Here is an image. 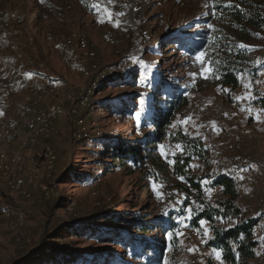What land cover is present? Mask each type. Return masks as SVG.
Listing matches in <instances>:
<instances>
[{
	"label": "rangeland",
	"instance_id": "1",
	"mask_svg": "<svg viewBox=\"0 0 264 264\" xmlns=\"http://www.w3.org/2000/svg\"><path fill=\"white\" fill-rule=\"evenodd\" d=\"M92 1L94 7L88 12L77 0H0V136L10 139L8 143L0 142V152L7 161V171L0 170V264H10L22 251H34L41 234L56 226L46 245L52 250L65 246L67 256L90 257L92 253L100 257L104 249L106 253L114 249L96 240L95 229H123L120 223L92 222L91 239L66 238L69 232L62 224L68 216L62 210L61 196L68 199L67 211L74 207L77 214L83 215L100 208L138 216L144 212L157 215L162 213L159 210L176 212V234L179 230L176 226L180 225L177 221H184L180 216L187 211L184 224L189 229L177 235L180 244L173 255L174 264H188L190 249L204 255L212 253L207 240H202L203 243L196 240L201 234L200 223L195 231L188 219L192 205L196 206L195 194L190 193L192 205L184 208L185 199L169 178L163 183H152L155 196L139 201L144 186L139 172L130 174L129 170L116 166L107 148L110 141L131 143L152 133L147 123L153 102L151 89L157 81L170 83L171 78L186 86L183 94L187 105L166 127V134L181 130L193 138L202 136L205 158L198 159L207 165L194 173L189 167L191 174L199 173L202 178V198L223 212L221 203L225 198L219 190L212 192L211 178L217 174L218 178L223 177L222 169L227 168L240 177L248 174V184L238 187L239 190L235 187V195L238 190L244 199L237 200L234 195L233 205L241 208L237 210L243 217L258 218L253 232H262L264 239V211L257 204L264 190V116L257 125L249 120L256 110L264 112L259 109L263 107L259 100L262 98L264 102V91L257 90L253 83L256 75L241 77L240 87L232 92L222 91L210 84V74L207 79L202 78L204 66L195 59L199 54H194V62H186L169 47H162L163 39L198 22L213 0ZM115 5L120 6L121 17L111 27L101 25L100 21L112 17ZM260 6L264 15V2ZM77 39L85 40L87 56L78 48ZM68 40L70 44L66 43ZM244 45L248 48L249 67H258L264 56V25L256 39ZM7 85L12 93L3 106L1 98L5 97ZM86 95L90 100L88 107L81 108L77 101ZM50 108L56 113L43 122L46 126L41 124L32 130L17 127L16 113L23 112L35 119L40 111ZM219 109L232 112L231 120H218ZM11 124L16 126L12 133L6 130ZM217 124L223 130L221 133L213 136L203 132ZM163 139L169 140L167 136ZM210 141L217 147L207 148ZM159 146H163L161 142ZM159 146L163 159L180 152V145L174 151L163 146L162 156ZM240 161L242 171L247 174H241ZM255 164L263 167L262 176L253 173V169L248 173L246 168ZM65 174L66 180L60 183L59 177ZM157 198L159 201L154 200ZM52 203L60 208H55L49 217ZM168 203L173 204L172 208L164 209L162 205ZM4 221L15 228L6 229ZM214 221L215 226L226 227L232 224V217ZM211 226L214 224L205 223L202 229L210 230ZM164 239L168 242L169 236ZM18 240L25 243L19 244ZM263 246L258 242L257 254L249 264H264L257 257L264 256ZM171 250L167 247L160 264L167 262ZM46 257L47 254L41 258L35 253L30 264H38Z\"/></svg>",
	"mask_w": 264,
	"mask_h": 264
},
{
	"label": "trees",
	"instance_id": "2",
	"mask_svg": "<svg viewBox=\"0 0 264 264\" xmlns=\"http://www.w3.org/2000/svg\"><path fill=\"white\" fill-rule=\"evenodd\" d=\"M39 1L41 0H33V2ZM77 1L88 12L94 7L92 0ZM263 2L264 0H213L207 8L206 14L198 22L181 28L163 39L162 47H169L175 51L178 58L185 59L186 62H194V54L203 52L205 54L203 66L210 65L213 69L210 74V84L222 91L232 92L240 87L241 77L252 78L261 68L260 65L249 67L248 48L244 43L255 40L263 28L264 15L260 9ZM151 90L153 102L147 123L153 131L149 136L135 139L131 143L127 141L108 142L107 148L111 151L113 160L117 162L116 166L129 170L130 174L139 172V180L144 184L139 193V201H143L148 196L149 199L151 196H155L152 183H163L169 178L172 179L173 188L184 197L185 200L182 203L186 206L184 208L192 205L189 196L193 192L196 197V206L192 205L191 208L190 224L194 227L193 229L198 228L201 219L211 225L214 224L211 226L212 236L207 240V247L212 250H222L221 259L224 264H249L259 248L258 242L253 239V228L257 225L258 218H245L239 210H236L233 205L235 187L232 181L226 177L216 178L212 182L213 185L220 187L221 194L225 198L221 203V208H224V211L206 203L202 198V178L199 173L191 174L189 172L192 159L205 158L202 136L193 138L181 130L166 134V127L187 105V99L183 94L187 90L186 86L179 85L175 78H171L170 83H167L166 80L157 81ZM259 102L264 107L262 98ZM256 103L258 104L257 101ZM263 107L261 109H264ZM165 136L180 145V152L168 159H163L160 156L158 148ZM168 161H173V163L169 164ZM204 163L206 162L204 161ZM66 176V174L62 175L58 181L64 183ZM60 198L61 204H63L62 210L68 216V220L62 224L69 232L66 238L88 237L91 239L90 224L92 222L120 223L123 229L114 228L106 231L95 229L96 240L102 244L110 245L114 249L109 253H106V249H104L100 257L92 253L88 255L90 257L67 256L65 246L58 250H52L46 245L47 240L53 237L52 231L57 228L56 226L51 232L44 231L41 234L39 246L34 251H22L19 254L20 257L10 264H30L34 260L35 253L41 258L47 254V257L41 259L38 264H160L167 247L172 250L165 264H174L173 255L180 244L175 232L176 212L159 210L162 213L157 215L144 212L142 216H138L135 213L130 215L115 214L100 208L83 215L77 214L74 207L67 211L69 208L67 207L68 199L63 196ZM57 206L56 203H52L48 212L49 217L52 216L55 208H60ZM226 216L232 217L230 226H215L214 220L217 217L224 218ZM212 227L217 228L212 229ZM165 235L169 236L168 242L164 239ZM17 243L23 245L25 241L18 240Z\"/></svg>",
	"mask_w": 264,
	"mask_h": 264
},
{
	"label": "bare ground",
	"instance_id": "3",
	"mask_svg": "<svg viewBox=\"0 0 264 264\" xmlns=\"http://www.w3.org/2000/svg\"><path fill=\"white\" fill-rule=\"evenodd\" d=\"M113 12H115V16L114 17H111L110 19H105V20H102V21H100L99 23H101V25H104V26H108V27H111V23L113 22V21H115L116 19H118L119 17H121L120 15H119V13L121 12V9H120V6L119 5H115L114 7H113ZM121 14V13H120ZM120 20H121V18H120ZM114 23V22H113ZM116 24V23H115ZM116 25H118V24H116ZM101 27V26H100ZM108 29V28H107ZM114 31H115V29H114ZM116 34V33H115ZM121 35V34H120ZM123 36V35H122ZM121 37V36H120ZM126 38V37H125ZM72 40V39H71ZM75 40V39H74ZM73 40V41H74ZM85 40H82V39H77V46H78V48H80L81 50H82V52H84L83 54L84 55H88V53H87V51H86V43L84 42ZM66 42V41H65ZM70 42L71 41H67L66 43L67 44H70ZM85 56V57H86ZM84 57V56H83ZM123 60H125V59H123ZM259 65H260V70L259 71H257L256 72V76L254 77V82L253 83H255V88L257 89V90H261V91H264V56H263V58L261 59V64L259 63ZM2 71H0V73H1ZM53 88L51 85H49V88ZM50 88V89H51ZM11 93H12V88L11 87H9L7 90H5V97H6V99H5V102H7L8 101V98H9V96L11 95ZM34 93V92H33ZM55 93V92H54ZM34 94H36V93H34ZM4 97V98H5ZM36 98V97H35ZM68 98H71V96H68ZM89 99V97H88V95H86L85 97H83V98H81L80 100H78L77 102H78V106L79 107H81V108H86V107H88L87 105H88V101H90V100H88ZM204 104V103H203ZM232 105H235V104H232ZM203 106V105H202ZM201 106V107H202ZM225 109H226V107H225ZM231 109V108H230ZM259 109H261V108H259ZM47 110L48 109H45V110H42V111H40L39 113H38V115L35 117V119H33L32 117L31 118H29V122L27 123V120H28V115L26 116L23 112H20V113H16V118H17V127H19V128H21V129H29V130H32V129H34L35 127L36 128H38V126H41V124H43V122L44 121H47V120H49L50 118L52 119V117H54V115H55V109H53V108H50L49 109V112H50V116L48 117V114H47ZM72 113L73 114H75V110L74 109H72ZM72 114V115H73ZM215 114V113H214ZM232 115H233V113L232 112H228V111H222V109H219V110H216V118L219 120V119H221V120H224L225 122L228 120V119H230L231 117H232ZM256 115V117H254V118H249V120L251 121V124L252 125H257V123H258V121L259 120H261V118L264 116V112L262 111V110H256L253 114H251L250 116H255ZM212 117V116H211ZM235 119V118H234ZM231 120V119H230ZM229 121V120H228ZM49 122V121H48ZM198 122V121H197ZM221 122V121H220ZM47 123V122H46ZM221 123H223V121L221 122ZM38 124H40V125H38ZM43 125H45L46 126V124H43ZM169 125H171V124H169ZM204 126V125H203ZM175 127V126H174ZM192 127H193V125H192ZM198 127V126H197ZM217 130H213V131H210V129H207V130H203V129H205V128H202V130H203V132H205L206 133V135L208 134V135H217V134H219V133H221L223 130H222V128H221V126H219L218 124L216 125V126H214ZM15 128H16V126H14V124H11V125H9V126H7L6 127V130L8 131V132H10V133H12V132H14L15 131ZM199 128V127H198ZM43 130V129H42ZM197 130V129H196ZM96 132V131H95ZM195 132V131H194ZM195 134V133H194ZM198 134H199V132H198ZM205 135V134H204ZM210 138V137H209ZM222 138V137H221ZM2 140H4L5 142H10V139L9 138H6V139H3L1 136H0V142L2 141ZM209 140V139H208ZM165 141H167V140H165V139H162L161 140V143H165ZM169 141V140H168ZM214 141V140H213ZM213 141H210L209 142V147H207V148H209V149H212V148H216L217 146H215V143L213 142ZM218 143V142H217ZM170 144H175L174 142H170ZM204 146V145H203ZM236 147V146H235ZM169 151H174V149H168ZM237 150V149H236ZM213 151V150H212ZM235 151V150H234ZM209 152V151H208ZM239 152V151H238ZM237 152V153H238ZM211 152H209V154H210ZM239 161V160H238ZM6 156H5V154L3 153V152H0V170H2V171H7V166H6ZM245 163V162H244ZM247 163V162H246ZM250 163V162H249ZM253 163V162H252ZM243 164V163H242ZM205 165H207L206 163H204L203 161H201L200 159H195V162H194V165H189V167H190V171L192 172V173H194V172H197V171H200L202 168H205L206 166ZM245 165V164H244ZM250 165V164H249ZM247 166V165H246ZM254 166V165H253ZM261 166V165H260ZM235 167V166H234ZM238 167V166H237ZM225 168V167H224ZM227 168V167H226ZM263 168V167H262ZM198 169H200V170H198ZM234 168L232 167V170H233ZM247 170H248V173H249V171L251 170V169H253V168H246ZM245 170V169H244ZM204 171V170H203ZM237 171H239V169L237 170ZM216 172V171H215ZM246 172V171H245ZM244 172V173H245ZM220 175H221V173H219ZM246 174H247V172H246ZM222 176L223 177H226V178H229L231 181H232V183H233V185H234V187H237V189L239 190V188L238 187H240V186H244V184H248L247 182H248V174L247 175H244L245 176V178L244 177H240V175L239 174H236V173H233V171H230V168L228 169H222ZM260 176V175H259ZM264 177V176H263ZM216 178H218V174L217 175H214L212 178H211V181L213 182ZM210 179V178H209ZM256 179V178H255ZM261 179V178H260ZM259 180V179H258ZM262 180V179H261ZM254 183V182H253ZM252 186H253V184H252ZM18 187V185H16L15 186V188H17ZM241 187V188H242ZM248 187V186H247ZM256 188V187H255ZM255 188H254V190H255ZM214 190L215 191H220V187L219 186H216V185H214ZM236 191V195H235V198H237V200L238 199H241V198H243V195L241 194V193H239V191ZM253 191V190H252ZM254 192V191H253ZM245 193L247 194V192L245 191ZM250 195V194H249ZM254 195H255V192H254ZM260 195H261V197H260V201H259V203H257L258 204V208H260V210L261 211H264V190L262 191V193L260 192ZM256 196H257V194H256ZM246 197V196H245ZM248 197V196H247ZM251 198V197H250ZM244 199V198H243ZM155 201H157V199H154ZM242 200V199H241ZM242 203V202H241ZM240 203V205H242ZM157 204V203H156ZM170 205L171 204H163L162 205V207L164 208V209H170V208H172V207H170ZM248 208V207H247ZM257 208V210H259ZM237 209H241V208H237ZM236 209V210H237ZM261 214V213H260ZM262 215V214H261ZM262 217V216H261ZM4 219V218H3ZM7 219V218H6ZM261 220H262V218H261ZM10 221H11V218H10ZM15 221V220H14ZM5 222V221H4ZM259 223V222H258ZM17 224V223H16ZM206 224L207 225H209L210 223H208V222H206ZM215 225H217V222L215 223ZM4 226H5V228L6 229H8V230H13L14 228H15V225H11V224H9L8 222H5L4 223ZM181 225H177L176 226V229H179L178 231L179 232H181ZM200 227L198 226V228H195V231H198V229H199ZM261 228V227H260ZM187 229H189V228H186V227H184L183 228V230H182V234L183 233H185V232H187ZM201 230V234H200V232H199V234H198V232H194V234L196 235V233L198 234V238L196 239L197 241H201L202 242V240H203V242L205 241V240H208L209 238H211V236H212V232H211V229L210 230H208V232H207V235L205 236L204 235V230L205 229H202V227L200 228ZM18 230V229H17ZM12 232V231H11ZM262 233V232H261ZM261 233L259 232V231H254L253 232V238L257 241V242H259V244H261V245H264V239H263V235H261ZM261 238H262V240H261ZM201 239V240H200ZM183 242L184 243H186L187 242V239L185 240V239H183ZM202 242V243H203ZM200 243V242H199ZM188 244H189V242H188ZM186 246H187V243L185 244ZM185 246V247H186ZM189 247V246H188ZM264 247V246H263ZM262 247V248H263ZM193 254H195V255H193ZM259 254V253H258ZM192 257V261L191 260H189V263L188 264H201L202 262H204L205 264H221V260H218L217 258H216V255H215V253H214V251L212 250V253L210 252L208 255L206 254V255H204V254H202V252H200V251H193L192 250V254H191V256H190V258ZM258 260L259 261H263L264 260V256L262 255V254H259L258 256Z\"/></svg>",
	"mask_w": 264,
	"mask_h": 264
},
{
	"label": "snow or ice",
	"instance_id": "4",
	"mask_svg": "<svg viewBox=\"0 0 264 264\" xmlns=\"http://www.w3.org/2000/svg\"><path fill=\"white\" fill-rule=\"evenodd\" d=\"M209 27H211V25H209ZM241 47H244V46L241 45ZM204 57H205V54H204L203 52H201L199 55H197V56L195 57V59H196V61H197L198 63H200L201 65H204ZM212 71H213V69L211 68L210 65H209V66H204L203 69H202V72H201V76H202V78L207 79V78H208V75L211 74ZM141 78H143V76H142ZM185 123H187V121H185ZM159 147H160V149H161V155L164 156L165 153H164V151H163V146H159ZM178 147H179V146H178ZM168 163H169V164H172L173 161H168ZM245 170H246V169H245ZM204 183L207 184L208 181H205ZM217 218L220 219L219 217H217ZM188 219H191V211H189V217H188ZM221 222H223L222 219H221ZM177 223L180 224L181 226L187 227V225L184 224L183 219L178 220ZM199 223H200L201 227H203V226L205 225L206 221L203 220V219H201V220L199 221ZM207 232H208V229L205 228V230H204V235H205V236L207 235ZM177 235H182V233L178 231V232H177ZM169 236L171 237V234H169ZM190 251H192V250L190 249ZM213 251H214V253H215V255H216V258H217L218 260H221V264H223V260L221 259V251H222V250H216V249H214Z\"/></svg>",
	"mask_w": 264,
	"mask_h": 264
},
{
	"label": "built area",
	"instance_id": "5",
	"mask_svg": "<svg viewBox=\"0 0 264 264\" xmlns=\"http://www.w3.org/2000/svg\"><path fill=\"white\" fill-rule=\"evenodd\" d=\"M111 14H112V17L115 16V12L111 11ZM9 86L10 85H7L5 87V89L7 90L9 88ZM5 99H6V97L5 98H1V103H2L3 106L5 104ZM47 114H48V117L51 115L50 112H49V109L47 110ZM71 114H72V112H71ZM254 117H256V115L255 116H249V118H254ZM29 118H30V116L28 117L27 123L29 122ZM213 130H217V129L215 127L210 128V131H213ZM161 144L166 146L167 149H175L177 147L176 144H170V140L169 141H165V143H161ZM194 162H195V158L192 159L190 165H194ZM239 166H240L241 174L244 173L245 171H242V162L241 161L239 163ZM252 168H253V173H257L258 175L262 176L263 168L260 166V164H255L254 167H252ZM212 192L214 193V187H212ZM157 201H159L158 198H157ZM172 205L173 204H171V206ZM186 216H187V211H186L185 215H181L180 216V217H184V222H186ZM206 226H207V224H206ZM183 228H184V226L181 227V233H182ZM184 239L186 240V238H184ZM261 240H262V238H261ZM193 255H195V254H193ZM190 260L192 261V257L190 258Z\"/></svg>",
	"mask_w": 264,
	"mask_h": 264
},
{
	"label": "crops",
	"instance_id": "6",
	"mask_svg": "<svg viewBox=\"0 0 264 264\" xmlns=\"http://www.w3.org/2000/svg\"><path fill=\"white\" fill-rule=\"evenodd\" d=\"M258 154H259V152H258Z\"/></svg>",
	"mask_w": 264,
	"mask_h": 264
}]
</instances>
